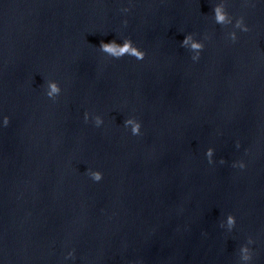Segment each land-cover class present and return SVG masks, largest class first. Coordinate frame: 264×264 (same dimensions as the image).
I'll list each match as a JSON object with an SVG mask.
<instances>
[{
  "label": "clouds",
  "instance_id": "9594fccd",
  "mask_svg": "<svg viewBox=\"0 0 264 264\" xmlns=\"http://www.w3.org/2000/svg\"><path fill=\"white\" fill-rule=\"evenodd\" d=\"M123 12H127L128 8H123L121 9ZM214 14H215V18L217 20L218 23H230L231 22V18L228 17L227 13L225 12L224 8L222 5H217L214 7L213 9ZM126 23V21H125ZM234 29H238L241 32H247L249 31L248 26L245 24L244 22V18L243 17H239L236 18L235 24H234ZM228 39L235 42L237 39V33L235 30L231 31L228 34ZM181 46H190L193 50H195L197 52V55L192 57L193 61H197L200 58V53L204 48V45L202 43L199 42H195L193 41L191 35H186L185 38L183 39V41L181 42ZM100 49L103 52H106L108 54H116L117 56H119L120 54H123L125 49H127V51L129 53L133 52L134 48H136V45L133 43V41L130 38H125L123 40L122 44H118L116 41H110V42H101L100 43ZM137 58L140 60H143L145 57V52L143 50H138L137 51ZM60 89L56 86L55 83H50L48 85V90L45 91V94L48 98L53 99L56 95H59L60 93ZM85 120H87V114H85ZM104 123V121L97 117L94 119V124L96 127H100L102 126ZM9 124V117L6 115H2L0 114V127H6ZM125 124H132L133 128H132V132L133 135L138 136L141 135V123L139 121L133 123V121L128 120L125 121ZM237 147H239V145L237 144ZM207 155L210 157L211 156V151L209 150V152L207 153ZM209 163H211V160L209 159ZM233 167H239L241 169H243L245 167V163L243 161H237L234 162ZM87 175L90 177V179L94 182H99L102 180L103 178V174L102 172L98 171V170H92V169H87ZM234 218L233 217H229L228 223L229 226H231L232 224H234ZM251 242V241H250ZM243 251L245 253H247L248 249L245 248L243 249ZM73 257V252L69 251L67 253V255L65 256V259H70ZM244 259H249V257L247 255H245Z\"/></svg>",
  "mask_w": 264,
  "mask_h": 264
}]
</instances>
